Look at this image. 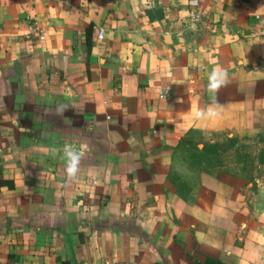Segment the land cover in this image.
<instances>
[{
	"label": "crops",
	"instance_id": "obj_1",
	"mask_svg": "<svg viewBox=\"0 0 264 264\" xmlns=\"http://www.w3.org/2000/svg\"><path fill=\"white\" fill-rule=\"evenodd\" d=\"M190 133L264 154V0H0V264H264L260 174L179 187Z\"/></svg>",
	"mask_w": 264,
	"mask_h": 264
},
{
	"label": "rangeland",
	"instance_id": "obj_2",
	"mask_svg": "<svg viewBox=\"0 0 264 264\" xmlns=\"http://www.w3.org/2000/svg\"><path fill=\"white\" fill-rule=\"evenodd\" d=\"M226 141L229 142V139H226L224 142ZM200 144L207 146L209 141L205 140L197 133H190L183 139L181 146L175 153L173 162L170 165L169 174L171 175L170 178L174 181V184H177L179 187L187 188L189 187L187 186L189 185V182L194 181H190L188 178L194 179V176L201 171L208 172L212 169L222 168L231 171L238 169L243 173H247V175L260 174L259 177L264 184V167L255 170L257 163H261L262 166L264 165V154L259 153L260 148L252 141L238 144L232 150L227 147V151H224L217 156L200 151L198 148V146L200 147ZM208 148L210 149V147ZM182 180H187V182L185 181L182 185ZM191 190H195V188L192 187Z\"/></svg>",
	"mask_w": 264,
	"mask_h": 264
},
{
	"label": "clouds",
	"instance_id": "obj_3",
	"mask_svg": "<svg viewBox=\"0 0 264 264\" xmlns=\"http://www.w3.org/2000/svg\"><path fill=\"white\" fill-rule=\"evenodd\" d=\"M220 81H217L215 79V76H213V82L211 84V88L213 90H216L220 86ZM65 154L70 159L69 166L66 169L67 177L71 180L74 179L77 172H78V160H79V154L75 153L73 150H71L70 147L66 146L65 148Z\"/></svg>",
	"mask_w": 264,
	"mask_h": 264
},
{
	"label": "built area",
	"instance_id": "obj_4",
	"mask_svg": "<svg viewBox=\"0 0 264 264\" xmlns=\"http://www.w3.org/2000/svg\"><path fill=\"white\" fill-rule=\"evenodd\" d=\"M189 15H190V20L194 23H198L203 19V13L201 12L191 11ZM31 30L32 32H37L38 28H36L35 26H32ZM96 39L97 41H102L104 39V31L102 29H99L97 31ZM170 94H171V91L167 88L159 94V98H162V99L167 98L170 96ZM120 264H127V263H120Z\"/></svg>",
	"mask_w": 264,
	"mask_h": 264
},
{
	"label": "trees",
	"instance_id": "obj_5",
	"mask_svg": "<svg viewBox=\"0 0 264 264\" xmlns=\"http://www.w3.org/2000/svg\"><path fill=\"white\" fill-rule=\"evenodd\" d=\"M87 42H89V36H88V34H87ZM232 144V146H234V144L235 143H231ZM211 149H215L216 148V150H217V146H215V145H212V146H209ZM210 150V149H209ZM8 181H0V184L2 185V184H4V183H7ZM9 187H12V186H9ZM62 264H67L66 262H63Z\"/></svg>",
	"mask_w": 264,
	"mask_h": 264
}]
</instances>
